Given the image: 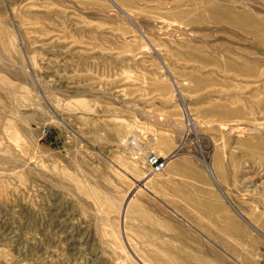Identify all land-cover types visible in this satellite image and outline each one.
Listing matches in <instances>:
<instances>
[{
	"label": "rangeland",
	"instance_id": "1",
	"mask_svg": "<svg viewBox=\"0 0 264 264\" xmlns=\"http://www.w3.org/2000/svg\"><path fill=\"white\" fill-rule=\"evenodd\" d=\"M124 262L264 264V0H0V264Z\"/></svg>",
	"mask_w": 264,
	"mask_h": 264
},
{
	"label": "crops",
	"instance_id": "2",
	"mask_svg": "<svg viewBox=\"0 0 264 264\" xmlns=\"http://www.w3.org/2000/svg\"><path fill=\"white\" fill-rule=\"evenodd\" d=\"M176 165L179 162H174ZM168 165V161L166 160V166ZM144 171V170H143ZM131 176L133 178H135L136 182H139L140 184H142L140 186V190L138 189V191H135L134 196L138 195L136 198H132V200L127 201L128 205L126 207H129V211L127 214H125V216L127 215V220L126 223H124V225L126 227H130L133 228L135 230H144V232H148L145 229L147 228H156L157 227V223H156V217L155 216H146V211H152L154 212L153 215H155L156 210H157V203L150 200L147 201L146 198H144V194L141 191H144L146 186V182H150V186L149 189L154 193V194H159L161 192H166V191H172V186L176 189H182L184 190L185 193L188 192V194H190V188L187 185H182L179 181H176L175 184L172 186L168 185V184H163L164 182L167 183V179L170 175L169 172L163 171L162 173H153L149 171H136L130 173ZM136 176V177H134ZM173 193L175 195L178 194V196H181V194L179 192H177L176 190L173 191ZM185 198H189V196H187L186 194H184ZM181 196V197H184ZM162 209L163 206H162ZM126 217L124 218L125 221Z\"/></svg>",
	"mask_w": 264,
	"mask_h": 264
},
{
	"label": "built area",
	"instance_id": "3",
	"mask_svg": "<svg viewBox=\"0 0 264 264\" xmlns=\"http://www.w3.org/2000/svg\"><path fill=\"white\" fill-rule=\"evenodd\" d=\"M147 161L153 172H161L166 166L165 160L155 153L149 154Z\"/></svg>",
	"mask_w": 264,
	"mask_h": 264
},
{
	"label": "bare ground",
	"instance_id": "4",
	"mask_svg": "<svg viewBox=\"0 0 264 264\" xmlns=\"http://www.w3.org/2000/svg\"><path fill=\"white\" fill-rule=\"evenodd\" d=\"M190 126H191V129H190V130H192V131H196L195 127L192 125V122H190ZM127 201H128V200H127ZM127 203H128V202L125 203V210H126V208H127L126 206L128 205ZM124 212H125V211H124ZM123 219H124V218H123ZM123 219H122V220H123ZM120 224H121V223H120ZM121 231H122V230H121ZM137 260H138V259H137ZM141 263H143L142 260H141ZM123 264H127V263L124 262ZM146 264H147V263H146Z\"/></svg>",
	"mask_w": 264,
	"mask_h": 264
}]
</instances>
